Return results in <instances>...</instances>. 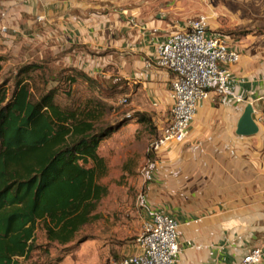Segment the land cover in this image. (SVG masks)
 Returning <instances> with one entry per match:
<instances>
[{"label": "crops", "instance_id": "obj_1", "mask_svg": "<svg viewBox=\"0 0 264 264\" xmlns=\"http://www.w3.org/2000/svg\"><path fill=\"white\" fill-rule=\"evenodd\" d=\"M0 11L7 14L0 22V43L5 36L18 42L21 30L31 43L37 38L48 49L54 36L61 43L56 51L67 63L76 61L77 70L83 67L81 60L89 58L78 54V47L106 53L107 65L118 72L127 101L131 96L148 105L157 128L166 123L173 76L156 65L155 47L168 33L182 28L172 32L165 19L141 21L134 16L137 13L125 19L107 11L93 15L80 0H0ZM234 45L240 60L231 67L229 93L220 97L210 92L196 111L189 143L167 149V168H158L153 179L167 184L169 193L181 184L183 201L188 202L179 207L159 203L145 217L160 212L177 221L180 253L174 264H239L247 250L264 248V202H259L264 201V192L252 194L243 189L246 179L240 171L244 173L247 166L241 167L238 154L240 137L247 136L236 134L244 109L263 99L264 63L258 65L256 56ZM216 104H224L221 113L214 112ZM137 252L135 243L124 257Z\"/></svg>", "mask_w": 264, "mask_h": 264}, {"label": "rangeland", "instance_id": "obj_2", "mask_svg": "<svg viewBox=\"0 0 264 264\" xmlns=\"http://www.w3.org/2000/svg\"><path fill=\"white\" fill-rule=\"evenodd\" d=\"M80 1L87 5L93 15L107 11V15L112 12L120 13L124 19L129 18L132 13H137L134 16L141 21L165 19L172 32L183 28L189 20L204 16L211 30L229 36L233 43L242 47L243 53L248 50L250 56L258 58V65L264 63V0ZM37 3L38 6L39 2ZM17 33L20 36L18 42L5 35L2 37L0 53L5 57V62L0 72V83L6 82L10 87L18 67L35 61L41 64L42 69L31 74L30 90L34 98L52 88L56 91V102L61 106L83 108L89 104V108L96 110L92 121L94 128L122 120L128 122L117 127L98 147L97 153L108 166V174L99 180V184L106 188V194L92 213L95 219L80 229L71 244L63 247L56 243L48 244L38 226L35 243L39 249L24 264H45V252L51 258H61L55 264H119L135 245L145 217L156 209L154 206L159 203H176L179 207L188 203L183 201L184 189L181 184L176 185L175 192L169 193L167 184L159 185L153 180L156 179L154 176L158 168H167L169 159L164 149L157 154L150 150V145L158 134L152 111L148 105L132 100L131 96H128L126 104L120 103L124 97V89L121 88L118 72L115 68L112 69L113 66L107 65L106 53L103 55V52L78 47V54L88 55L89 58L81 60L83 67L77 70L74 67L77 65L76 61L70 59L67 63L65 58H61L60 51H56V46L61 43L54 36L49 40V48L45 49L39 39L36 38L32 44L23 31ZM76 72L85 73L91 81H85ZM70 78L75 80L74 83L70 84ZM223 105L216 104L218 107H213L214 112L221 113ZM252 105V117L258 126V132L252 136L240 137L238 156L241 167L247 166L244 173L240 171L241 178L246 179L244 191L262 194L264 95L261 101H255ZM141 114L145 115L144 122L141 121ZM188 143L185 141L180 145ZM175 146L178 145L170 148ZM228 160L230 159H225ZM157 192L160 196L156 195ZM173 195L176 201L173 200ZM249 196L247 200H251ZM259 202L263 204L264 201Z\"/></svg>", "mask_w": 264, "mask_h": 264}, {"label": "trees", "instance_id": "obj_3", "mask_svg": "<svg viewBox=\"0 0 264 264\" xmlns=\"http://www.w3.org/2000/svg\"><path fill=\"white\" fill-rule=\"evenodd\" d=\"M4 62L0 55V72ZM41 69L40 63L27 62L10 87L0 83V264L28 261L39 249L38 226L48 244L63 247L95 219L92 213L106 194L99 180L108 174L98 147L128 124L122 120L94 128L96 110L89 104L61 106L52 88L34 98L31 74ZM76 74L91 81L85 73ZM44 254L45 264L61 261Z\"/></svg>", "mask_w": 264, "mask_h": 264}, {"label": "built area", "instance_id": "obj_4", "mask_svg": "<svg viewBox=\"0 0 264 264\" xmlns=\"http://www.w3.org/2000/svg\"><path fill=\"white\" fill-rule=\"evenodd\" d=\"M6 17V12L0 11V21ZM155 57L156 65L173 76L168 119L150 145L151 152L157 154L187 140L196 111L211 91L229 93L231 67L239 62L240 52L229 36L211 30L206 18L198 16L161 39ZM120 103L126 104L127 99L121 98ZM136 244L138 252L119 264H174L180 253L177 221L166 213H154L143 222ZM263 259L264 248L254 247L239 264H259Z\"/></svg>", "mask_w": 264, "mask_h": 264}, {"label": "water", "instance_id": "obj_5", "mask_svg": "<svg viewBox=\"0 0 264 264\" xmlns=\"http://www.w3.org/2000/svg\"><path fill=\"white\" fill-rule=\"evenodd\" d=\"M253 108L248 105L241 115L236 129V134L239 136H252L258 132V126L252 118Z\"/></svg>", "mask_w": 264, "mask_h": 264}]
</instances>
